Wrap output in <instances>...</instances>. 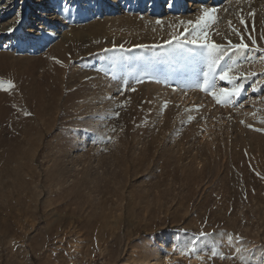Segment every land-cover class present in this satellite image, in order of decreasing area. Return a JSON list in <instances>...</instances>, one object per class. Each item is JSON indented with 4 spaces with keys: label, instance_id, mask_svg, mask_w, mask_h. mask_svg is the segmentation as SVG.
Here are the masks:
<instances>
[{
    "label": "rangeland",
    "instance_id": "obj_1",
    "mask_svg": "<svg viewBox=\"0 0 264 264\" xmlns=\"http://www.w3.org/2000/svg\"><path fill=\"white\" fill-rule=\"evenodd\" d=\"M128 1L59 15L79 34L65 60L47 41L0 43V264H264V0L191 13ZM205 7L217 9L210 40L239 43L229 21L244 32L241 14L256 40L213 70L240 77H214L217 92L240 89L220 104L188 53ZM185 30L182 52L151 47Z\"/></svg>",
    "mask_w": 264,
    "mask_h": 264
},
{
    "label": "bare ground",
    "instance_id": "obj_2",
    "mask_svg": "<svg viewBox=\"0 0 264 264\" xmlns=\"http://www.w3.org/2000/svg\"><path fill=\"white\" fill-rule=\"evenodd\" d=\"M67 1H69L68 3H70L71 1H75V0H67ZM84 1H86V3L84 5L83 9L78 10L76 8H71V6L66 5V0H38L36 2H35V0H22L20 2L17 0H0V43L5 41V39L11 40L12 36L13 37L17 36V38H21V40L25 42L24 48H27L32 44H36V45L40 44V46H38L37 48L43 49L44 46L41 47V43H46V41H47V45L51 46L53 44L52 45L53 48L50 51L51 54H53L57 58L59 57L60 59L65 60V58L67 59L69 57V55H68L69 52L66 54V51L71 48L70 47L71 42L73 41V39L75 37H78L79 34L78 33L73 34V32H72V34H65V33L63 34V32L59 26V21H56L58 16L59 15H62L63 17H65V16L78 17V15L86 16L87 12H88V8H90V6L92 4H94L95 2L97 3L98 8H99V5L101 3H102V6H103V4L105 5L106 3H114V4L116 3V6L117 7L119 6V4H117L119 1L117 2V0H105L104 2H101L102 0H84ZM140 1H141L140 6H142L145 0H140ZM169 1L175 5L174 7L181 8V11H179V12L191 13V12L199 9V7L201 6V3L204 1H207V0H194V2L189 1L188 6L183 5V0H169ZM217 1L218 0H210V2H212V3H215ZM98 2H100V3L98 4ZM127 3H129V1ZM149 3H150V5H149L150 8L152 6L155 8V10L157 12H163V11H165V4H167V0H150ZM16 4L17 5L20 4V7L18 9H17ZM125 4H120V5L123 6ZM161 5L163 6L164 9L161 7ZM117 7H116V9H117ZM122 8H124L126 10L127 7L126 6L121 7L120 9H122ZM61 9H62V11H61ZM110 9H115V6H114V8H110ZM14 13H16L15 16H12V15H14ZM33 21L34 22L40 21V25H41L40 29L41 30L44 29V30L39 32L38 30L33 29L31 27V25L33 24L32 23ZM57 39H60V41H59L60 44L59 43L55 44L57 42ZM48 42H50V43L48 44ZM28 43H29V45H27ZM69 58H71V57H69ZM58 65H57V67H58ZM49 66H51V65H49ZM47 77H49V76H47ZM52 98H55V97H52ZM7 106H9V105H7ZM28 106H27V108H28ZM44 107H45V105H44ZM1 108H3V107L1 106L0 109ZM5 108H7V107H5ZM4 111H6V109L3 110V112ZM3 116L5 117L6 115H3ZM43 123H45V122H43ZM37 126H38V124H37ZM25 133H27V132H25ZM40 195H38V196L40 197Z\"/></svg>",
    "mask_w": 264,
    "mask_h": 264
},
{
    "label": "snow or ice",
    "instance_id": "obj_3",
    "mask_svg": "<svg viewBox=\"0 0 264 264\" xmlns=\"http://www.w3.org/2000/svg\"><path fill=\"white\" fill-rule=\"evenodd\" d=\"M250 15L254 16L255 13H250ZM218 20L217 16V9L215 7L213 8H207L205 7L203 9V16H202V24L198 27V30L196 34L193 36V38L190 41H187V43H190L194 45V48H189L188 53L192 56L193 59H202L207 63L208 71L204 73V80L203 83H196V87L201 88L205 92H209L216 101L217 104H220L222 102H226L229 99H235L237 97L238 92L240 91L239 88L232 90L229 88H221L219 89V92L215 91L216 84L214 77L216 75H219V79L223 81H227L229 83L232 82L233 79H239V76H233V68L231 66L224 68L223 70H220L218 72L213 71L214 69H219L220 62L224 58V54L228 52L229 48L235 50L236 52L244 51L247 53L250 49V46H256V40L252 38L251 33L248 32V21L246 18L241 14L239 18V24L244 27V32H242L238 27L233 25L231 21H229V32L231 35H235L239 38V43H233L232 40L228 37H226L227 46L222 44H217L215 41H212L209 39L210 32L208 30L209 23L215 24ZM157 23H161L160 21H157ZM189 24L193 23L191 21L188 22ZM247 35V39L251 42V44L245 42V34ZM187 35V30H185L183 36L181 34H177L172 36L170 39L165 41L163 44L160 45H152L151 47H158V48H164L168 49L171 47L172 52L171 55L178 54L183 51V47L185 44L184 37ZM140 47H147L144 45H141ZM257 51H260V49L257 47ZM120 60L114 58L113 64L119 63ZM153 62L147 61L145 68H144V75L148 76L149 72L152 70ZM194 76L196 74H193ZM209 75L213 76V79H208ZM253 75H255L253 73ZM149 79L155 80V76H149ZM137 82H141L140 79L137 80ZM132 91H136L135 88L131 89ZM175 91V89H173ZM237 107H242L243 104L239 103L236 105ZM117 117L119 116V113H116ZM243 123V121L241 122ZM264 123V121H262ZM251 127V125H249ZM256 131H264V129H256ZM229 241H231V237H228ZM235 251L239 252L240 249L236 248ZM211 255L215 256L216 253L212 252Z\"/></svg>",
    "mask_w": 264,
    "mask_h": 264
},
{
    "label": "built area",
    "instance_id": "obj_4",
    "mask_svg": "<svg viewBox=\"0 0 264 264\" xmlns=\"http://www.w3.org/2000/svg\"><path fill=\"white\" fill-rule=\"evenodd\" d=\"M184 2L186 1V0H183ZM189 3V2H188ZM189 4H186L185 6H188Z\"/></svg>",
    "mask_w": 264,
    "mask_h": 264
}]
</instances>
